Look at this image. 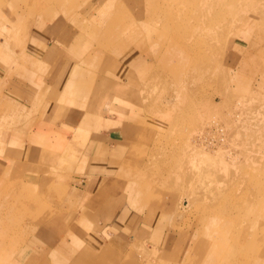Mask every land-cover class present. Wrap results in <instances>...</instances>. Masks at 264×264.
<instances>
[{"label":"rangeland","instance_id":"obj_1","mask_svg":"<svg viewBox=\"0 0 264 264\" xmlns=\"http://www.w3.org/2000/svg\"><path fill=\"white\" fill-rule=\"evenodd\" d=\"M17 2L0 0V14L15 17L26 9L8 30L0 18V136L48 120L56 105L67 110L78 104L79 93H47L54 82L48 69L32 67L31 40L44 48L50 37L61 38L66 43L57 57L64 63L54 69L71 64L83 70L70 74L85 80V105H96L98 93L112 82L132 90L141 106L130 111L145 142L116 180L120 198L113 207L142 216L164 210L167 229L188 238L189 249L179 260L147 249L155 247L151 241L146 249L132 247L126 264H210L204 256L216 241L228 249L215 254L227 258L220 264H264V0ZM34 83L42 89H33ZM120 99L109 101L127 104L126 96ZM80 155L52 171L62 186L55 200L47 191L23 187L36 183L26 161L14 159L11 172L5 171L11 198L22 196L11 204V220L0 212V264L14 262L22 249H27L22 260L34 254L28 247L40 217L71 214L76 220L83 212L99 213L100 206L85 204L84 195L97 196L100 184L77 197L67 195L76 185L84 190L92 168L94 158ZM4 158L0 155V170ZM104 189L112 191L108 184ZM170 234L166 238L174 240Z\"/></svg>","mask_w":264,"mask_h":264},{"label":"crops","instance_id":"obj_2","mask_svg":"<svg viewBox=\"0 0 264 264\" xmlns=\"http://www.w3.org/2000/svg\"><path fill=\"white\" fill-rule=\"evenodd\" d=\"M17 1L21 0H9L15 5L19 4ZM12 3H8L9 6H13ZM54 7L56 9L58 5ZM25 10L22 7V13L17 12L15 17L8 16L5 12V14L1 13L0 18H3L4 23L1 22L4 24L5 29L8 30L11 27L15 21L14 18L20 19V16H24ZM27 13L28 15L31 14V12ZM2 23L0 26L3 27ZM31 25L37 31L34 20ZM32 38L34 39V37ZM48 40V46L45 45L46 48L45 46L42 48L37 39L31 40L29 50L32 54L30 58L33 70L44 69L47 71L48 69L49 81L54 80L55 83L53 82L50 89L49 87L45 88L48 89L47 93L54 92L59 95L62 93H79L80 97L78 104L70 107V109L66 110L65 106L59 107V105H56L55 116L53 115L48 120H39L36 126L29 129L10 131L14 134H10L8 130H5L6 132L2 131L0 155L4 154L7 158H4V161L1 160L4 166L2 165L3 167L0 170V212L4 215V221L11 220L12 213L9 212V209L14 210L11 204L20 202L19 199L22 196V192H18L16 194L17 198H11V196H14L12 191L8 193V188L12 187L11 183L8 180L4 181L3 178L5 171L11 172L12 167L16 165L14 159H21L31 164L32 169H28L27 172H30V176L35 177L36 183L26 182L25 184L23 182V187L31 186L33 191L37 190L38 193L47 191L48 195L55 200L56 198L59 199L61 195L59 189L62 188V186L58 188V178L51 174L58 167L57 164L74 156L79 158L80 154L81 158L86 161H92V158H94L92 168L87 174L88 180L85 182L84 190L77 189L76 187L79 186L76 185L72 188L71 193L69 192L67 195L68 197L70 195L77 197L79 192H89L91 189L96 188L97 184L103 187L104 192L101 190L97 196H93L91 192L84 195L86 197L85 204L87 201L92 207L95 205L96 208L100 206L98 214L93 210L91 215L88 212L86 214L83 212L80 215L78 214L79 217L76 220L71 214L65 215L66 217L57 216L53 218L51 215L40 217L39 222L34 224L37 225V233L33 235L34 237L30 240L28 247L33 250L34 254L29 259L27 257L26 260L24 258L22 260V255L27 250L22 249L14 263L53 264L54 260L57 264H126L125 258L133 254L132 247L142 245L146 249V245L151 241L156 243L154 244L155 247L147 249H154L164 255H170V259L173 261L175 259L179 260V254L186 253L185 249H189L184 243L188 238L184 241L183 238L178 239L176 237L177 231L171 232L170 229H167V215H164L166 211L154 210L142 216L139 214L133 215L128 208L113 207L114 202L120 198L116 180L125 168V164L135 158L139 143L143 144L141 143L143 140H140V137H142L140 135L141 128H137L138 124L132 120L134 110L130 111L133 108H141L137 96L135 93L132 95V90L128 87H123L120 84L116 86L109 82V88L98 93L96 105L88 107V105H85L87 88L82 90L83 86L86 87L84 78H80L81 75L77 78V74H70L82 69L71 64H64V67L61 65L63 69L60 67L54 69L56 65L64 63L57 56L60 54L58 50H62L66 41L51 37ZM75 43L76 41L66 45L71 47ZM31 54L29 53V56ZM63 55L64 51L62 52ZM95 59L93 58L89 63L91 64ZM40 60L42 65L39 64ZM84 70L89 75L88 70L85 68ZM134 74L135 71L132 75ZM36 75L37 72H34L33 76ZM33 89H42V86H35L34 83ZM122 96H126L128 100L131 99L130 102L128 103L127 100V104L122 105V99H120ZM105 97L111 99H105ZM81 99H84V101ZM113 99L120 100L121 106L114 105L113 102L109 101ZM38 101L40 102V98ZM105 107H107L106 110H104ZM58 109L61 112L57 113ZM22 132H25V135L20 137ZM76 160L80 161V159ZM78 161L74 160L75 163ZM17 175H21V172ZM79 183L80 181H77V184ZM107 184L112 189L109 193H106L107 190L104 189ZM81 209L84 210V207H81ZM161 215L163 216L161 217ZM17 216L20 217L19 213H17ZM20 218H17V220ZM33 219L35 221V216ZM169 232L174 240L166 238ZM68 236L72 237L71 242H68ZM72 243H74V246H72ZM181 245L184 248L180 247ZM42 253H48V258H42L41 256H44L41 255ZM50 255H53L52 258L49 257Z\"/></svg>","mask_w":264,"mask_h":264},{"label":"bare ground","instance_id":"obj_3","mask_svg":"<svg viewBox=\"0 0 264 264\" xmlns=\"http://www.w3.org/2000/svg\"><path fill=\"white\" fill-rule=\"evenodd\" d=\"M228 230H230L228 228ZM227 231V230H226ZM220 241H216L214 242V245L213 247L211 246L208 250H207V254H205V261L208 260V262H210L212 260V262L210 264H220L222 261H225L227 260L226 257H223V259L221 258L220 260V257H216V253L218 254L219 252L220 253H225V255L227 254L228 252V249L227 247L224 245H220ZM222 246V247H221ZM10 264H13L14 262H9ZM15 264V263H14Z\"/></svg>","mask_w":264,"mask_h":264}]
</instances>
